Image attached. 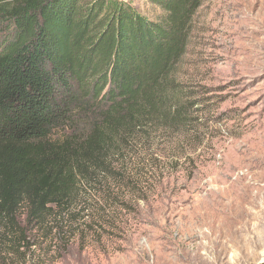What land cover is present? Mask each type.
<instances>
[{
    "label": "rangeland",
    "instance_id": "rangeland-1",
    "mask_svg": "<svg viewBox=\"0 0 264 264\" xmlns=\"http://www.w3.org/2000/svg\"><path fill=\"white\" fill-rule=\"evenodd\" d=\"M191 26L189 123L139 129L42 223H0V264H264V0H201Z\"/></svg>",
    "mask_w": 264,
    "mask_h": 264
},
{
    "label": "trees",
    "instance_id": "trees-1",
    "mask_svg": "<svg viewBox=\"0 0 264 264\" xmlns=\"http://www.w3.org/2000/svg\"><path fill=\"white\" fill-rule=\"evenodd\" d=\"M140 5L0 0V223H42L139 129L189 123L175 70L201 0Z\"/></svg>",
    "mask_w": 264,
    "mask_h": 264
},
{
    "label": "bare ground",
    "instance_id": "bare-ground-1",
    "mask_svg": "<svg viewBox=\"0 0 264 264\" xmlns=\"http://www.w3.org/2000/svg\"><path fill=\"white\" fill-rule=\"evenodd\" d=\"M254 188V187H253ZM260 188V187H259ZM259 188H257V189H259ZM251 189H252V187L251 186H247V187H245L244 188V194H245V197H249L250 196V191H251ZM256 190V189H255ZM261 190H262V188H260L258 191L260 192L259 194H262V192H261ZM258 193V192H257ZM259 194H257V195H259ZM264 198V197H263ZM246 199V198H245ZM248 199V198H247ZM246 199V200H247ZM250 199H252V198H250ZM215 225V224H214Z\"/></svg>",
    "mask_w": 264,
    "mask_h": 264
}]
</instances>
